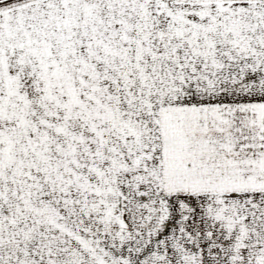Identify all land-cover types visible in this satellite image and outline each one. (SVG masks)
I'll list each match as a JSON object with an SVG mask.
<instances>
[{
    "label": "snow or ice",
    "instance_id": "snow-or-ice-1",
    "mask_svg": "<svg viewBox=\"0 0 264 264\" xmlns=\"http://www.w3.org/2000/svg\"><path fill=\"white\" fill-rule=\"evenodd\" d=\"M0 264H264V0H0Z\"/></svg>",
    "mask_w": 264,
    "mask_h": 264
}]
</instances>
